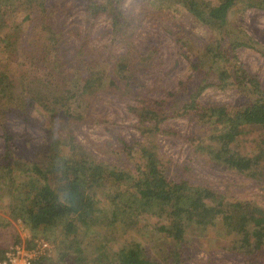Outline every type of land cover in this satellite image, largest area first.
<instances>
[{"label":"rangeland","instance_id":"rangeland-1","mask_svg":"<svg viewBox=\"0 0 264 264\" xmlns=\"http://www.w3.org/2000/svg\"><path fill=\"white\" fill-rule=\"evenodd\" d=\"M97 1L104 3L106 0ZM112 1V6L108 5L91 21L86 16L87 0H14L4 13L0 11V37L9 36L5 42L7 48L2 50L0 46V78L9 74L18 82L19 78L25 77L31 86H36L37 79L58 74L63 69V61H70L67 70L95 87L91 105L81 121L58 118L52 124L48 115L38 108L18 109L19 98L0 109V162L19 157L18 161L23 163L28 156L35 158L36 155L24 145L22 150H13L10 158L5 156L4 128L15 133L20 141L21 134L26 133L32 139L31 143L36 144L47 140L46 129L55 125L54 133L74 135L94 158L110 168L128 171L130 177L141 165L140 150L151 149L168 178L186 180L193 187H207L217 193L223 204L209 200L208 204L219 210L213 222L189 228L185 238L177 242L174 239L166 241V232L158 228L160 220L158 222L154 217L148 218L146 225L141 221L139 230L120 226L111 232L98 224L85 225L75 221V229L67 234L64 229L66 219L56 221L48 229L32 230L22 223L10 195L3 189L0 246L5 248L4 255L11 245L22 243L26 249H31L35 241L44 239L51 247L52 264H116L113 253L125 243L137 240L145 255L161 264H264V246L257 252L246 251L241 245L242 235L224 220V214L234 202L255 206L264 215V183L215 160L208 146L209 140L213 141L210 138L212 127L203 125L194 114H181L186 95L212 65L210 58L203 57L201 69L195 70L181 44H193L201 51L200 47L222 36L196 21L182 6L171 5L156 10L157 0ZM42 2L46 3L45 8L51 15V26L60 30L57 34L60 41L58 54L62 63L58 62L56 54L45 48L49 29L42 18ZM246 2H237L230 12L228 35L221 40L220 47H228L231 38L249 41L252 47L236 49V63L256 75L264 88V9L244 7ZM119 9L120 22L116 27L113 21ZM13 35H19L17 45L12 42ZM15 49L19 51L13 53ZM33 53L42 61H32ZM122 54L128 57L134 75L132 84L113 89L107 86L108 78L104 77V86L99 87L98 74L103 71L114 75L113 63ZM219 65L222 60L216 62L214 70L211 69L213 74L217 73ZM178 89V97L165 106L168 118L161 122L160 130L140 133L130 106L142 99H164L168 91ZM250 100L232 85L208 87L201 97L202 103L228 104L230 107ZM246 131L231 144V149L252 155L261 131L251 126ZM105 200L100 197L98 206L106 209ZM254 226L250 223L249 229ZM15 234L18 241L13 240ZM100 243L104 245L102 251L96 248ZM65 245H69V250ZM105 248L107 254H104ZM171 249L177 256L164 260L162 256Z\"/></svg>","mask_w":264,"mask_h":264},{"label":"trees","instance_id":"trees-1","mask_svg":"<svg viewBox=\"0 0 264 264\" xmlns=\"http://www.w3.org/2000/svg\"><path fill=\"white\" fill-rule=\"evenodd\" d=\"M157 1L159 4L155 6L156 10L171 5L182 6L196 21L222 36L218 37L219 40L200 47L201 51L193 44H181L186 51L185 57L195 70L201 69L203 57L210 58L211 69L218 60H222L216 74L211 69L204 71V75L186 95L181 114H194L203 125L212 127L210 138L213 141L209 140L208 146L215 160L264 183V88L256 75L236 63V49L252 47V44L231 38L228 47H220L221 40L228 35L230 12L241 0ZM13 2L14 0H0V11L4 13ZM113 2L87 0V19L93 20L108 5L112 6ZM41 5L44 12L42 18L49 29L45 48L56 54L58 62L62 63L58 54L60 41L57 34L60 30L51 26V15L45 8L46 3L42 2ZM247 6L264 9V0H247L244 7ZM120 13L119 9L114 15L113 23L116 27L120 22ZM7 38L0 37L2 50L7 48ZM18 41L19 35H13L12 42L17 45ZM215 42L216 45H213ZM18 51L15 49L13 53ZM31 60L38 63L42 61L36 57V53H33ZM62 64L63 69L58 74L49 73V77L37 79L36 86H31V82L25 77L16 82L13 76L4 74L0 78V109L19 98L18 109L38 108L48 115L52 124L58 118L73 121L84 119L95 87L91 82L67 70L71 65L70 61H63ZM112 71L114 75L103 71L98 74L99 87L104 86V77L108 78L107 86L113 89L119 85L132 84L134 75L126 54L114 61ZM229 85L251 100L237 107L201 102L203 91L208 87L224 88ZM179 94V89L172 90L167 92L164 99H142L140 103L130 106L137 118L135 126L139 132L160 130L161 122L168 118L166 104L174 101ZM250 126L261 131V137L256 141L255 153L243 155L233 151L231 144L247 133V127ZM55 127L52 125L47 128L48 139L36 144L31 143L32 139L26 133L21 134L22 141L7 128L2 133L4 154L8 158L13 150H22L24 145L36 154L35 158L28 156L23 163L18 161L19 157L6 160L5 163L0 162V197L3 196L1 191L4 189L10 195L13 208L17 210L22 223L32 230L48 229L56 221L63 219H66L64 229L67 234L75 229V221L85 225L98 224V227L108 228L111 232L120 226L139 230L141 227L138 224L141 221L146 225L147 219L154 217L157 221L160 220L158 228L166 232V241L174 239L180 242L189 228L213 222L219 210L215 205L208 204L209 200H215L217 205L223 204L217 193L207 187H193L186 180L174 181L168 178L160 167L156 153L151 149L140 150L141 165L138 172L130 177L128 171L110 168L100 159L94 158L74 135L54 133ZM100 197L106 199V209L98 206ZM224 220L242 235L241 245L246 251L257 252L264 246V215L255 206L242 202L231 203L229 211L224 214ZM101 221L102 224L99 225ZM250 223L255 225L253 229H249ZM13 240L18 241L19 237L15 234ZM65 248L69 250L70 247L65 245ZM96 248L102 251L103 243ZM4 251L5 248L0 246V261L4 258ZM103 251L107 254L106 248ZM166 253L162 256L166 261L172 259L173 255L177 256L174 249ZM112 256L117 258L116 264H161L148 258L137 240L125 243ZM30 264H52L51 256L39 255Z\"/></svg>","mask_w":264,"mask_h":264},{"label":"built area","instance_id":"built-area-1","mask_svg":"<svg viewBox=\"0 0 264 264\" xmlns=\"http://www.w3.org/2000/svg\"><path fill=\"white\" fill-rule=\"evenodd\" d=\"M50 248L49 243L44 239L35 241L31 249H26L22 243L14 244L5 252L4 258L0 261V264H30V262L39 255L49 256Z\"/></svg>","mask_w":264,"mask_h":264}]
</instances>
